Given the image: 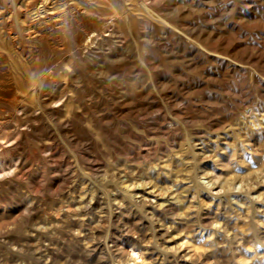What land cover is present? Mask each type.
Wrapping results in <instances>:
<instances>
[{
    "label": "rangeland",
    "instance_id": "obj_1",
    "mask_svg": "<svg viewBox=\"0 0 264 264\" xmlns=\"http://www.w3.org/2000/svg\"><path fill=\"white\" fill-rule=\"evenodd\" d=\"M0 264H264V0H0Z\"/></svg>",
    "mask_w": 264,
    "mask_h": 264
}]
</instances>
